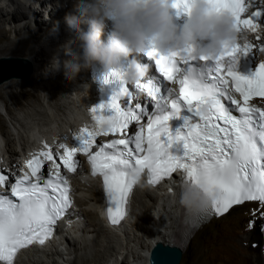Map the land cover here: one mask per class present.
I'll return each mask as SVG.
<instances>
[{
	"label": "bare ground",
	"instance_id": "bare-ground-1",
	"mask_svg": "<svg viewBox=\"0 0 264 264\" xmlns=\"http://www.w3.org/2000/svg\"><path fill=\"white\" fill-rule=\"evenodd\" d=\"M57 3L0 0V58L24 59L30 64L25 77L10 76L0 82V108L8 116L4 122L0 119V175L6 177L21 170L31 173L27 162L34 156L43 161L42 167L46 159L41 152H55L57 147L63 157L61 144L67 150L79 148L76 137L81 129L94 131L90 111L98 86L90 76L92 66L71 81L62 71L44 73L58 46L70 35L63 16L72 0H63L61 8ZM245 4L248 15L260 12L252 17L256 31L246 28L247 39L240 44H251L254 49L264 44V0H245ZM109 29L107 22L101 39H108ZM7 31L14 37L4 40ZM256 57L259 64L264 63V51ZM255 102L264 107L259 98ZM109 136L99 135L95 142ZM74 159L72 223L57 229L58 240L36 250L19 251L13 264H149L152 247L158 241L171 242L181 220L177 177L172 175L156 188L137 185L129 215L113 226L102 212L103 193L97 180L82 175L86 170L82 151ZM259 216H264V205L248 201L233 206L222 217L211 218L190 236L176 264H264V235L255 224ZM252 243H256L254 249Z\"/></svg>",
	"mask_w": 264,
	"mask_h": 264
},
{
	"label": "snow or ice",
	"instance_id": "snow-or-ice-1",
	"mask_svg": "<svg viewBox=\"0 0 264 264\" xmlns=\"http://www.w3.org/2000/svg\"><path fill=\"white\" fill-rule=\"evenodd\" d=\"M208 3L217 12H230L238 29L243 27L256 31L257 25L252 17L259 16L260 12L254 11L242 18V13L246 11L245 0H208ZM173 8L178 14H187L191 10V0H173ZM252 47L245 43L243 47L236 45L226 49L215 57V71L209 73L206 79L194 75L191 67L182 71L176 52L159 55L155 49L147 50V56L154 58L156 69L162 77L179 84V96L172 99L160 96L161 89L154 87L151 81L138 85L152 96L165 100L170 110L149 117L146 135L141 127L134 137L128 136L125 130L133 121L139 123L140 117L132 108L121 107L119 97L127 91L122 86L107 105L100 104L91 109L94 116L97 109L105 106L113 110L112 116L116 122L110 131L82 128L76 137L79 148L67 150L65 145H60L65 149L61 159L69 172L76 171L74 156L77 151L88 154L93 174L98 172L103 177L110 205L107 214L111 223H119L125 214L124 206L134 183L130 173L145 169L148 170L150 183H157L163 177L181 170L186 189L199 185L211 197V207L206 211L191 210L183 215V228L173 234L171 243L161 245L165 251L183 249L203 223L213 217H222L235 205L246 201H258L264 205V107L255 102L256 98L264 101V63L257 66L253 75L244 76L231 67L225 68L221 62L238 50L247 52ZM260 51H264V48ZM110 76L117 78L118 74L112 73ZM229 78L231 88L239 93V99L230 94ZM107 79L108 76H105ZM168 90L172 92L171 88ZM181 102L199 120L193 123L186 117L185 130L177 129L173 134L169 130L168 120L179 114ZM110 132H119L126 138L103 144L95 152L89 151L97 136H107ZM145 141L147 147H144ZM181 143L182 150H169ZM133 144L134 148L130 146ZM40 156L53 159L51 151L41 152ZM42 163L34 156L27 162V167L35 180L26 174L12 186V196L18 197V202L0 194V264H13L18 249L34 241L43 244L51 235L57 219L70 207L69 188L60 175L59 166L55 178L44 180ZM7 179L0 175V185L6 184ZM252 226L250 222L249 229ZM161 264L168 262L161 261Z\"/></svg>",
	"mask_w": 264,
	"mask_h": 264
},
{
	"label": "clouds",
	"instance_id": "clouds-1",
	"mask_svg": "<svg viewBox=\"0 0 264 264\" xmlns=\"http://www.w3.org/2000/svg\"><path fill=\"white\" fill-rule=\"evenodd\" d=\"M63 6V0H58L57 8ZM172 9L173 0H72L71 9L63 16L70 35L58 46L44 73L62 71L71 81L82 69L97 62L102 75L117 73L116 79L135 85L148 71V65L136 59L146 49L157 50L167 44L171 47L165 54L184 48L193 57L214 60L247 39L246 31L237 28L231 13L213 10L208 0H191V10L179 25ZM107 22L110 29L105 41L101 37ZM124 60L127 64L122 63ZM92 119L94 131L100 132L110 131L116 122L112 115L98 114ZM142 172L130 173L133 184L140 183ZM180 202L199 212L211 207V197L199 185L183 190Z\"/></svg>",
	"mask_w": 264,
	"mask_h": 264
},
{
	"label": "water",
	"instance_id": "water-1",
	"mask_svg": "<svg viewBox=\"0 0 264 264\" xmlns=\"http://www.w3.org/2000/svg\"><path fill=\"white\" fill-rule=\"evenodd\" d=\"M30 71V64L24 59L0 58V82L10 76L25 77ZM171 242L158 241L152 247L148 256L149 264H161V261H167L168 264H176L180 258L181 249L172 251L162 250L161 245H167Z\"/></svg>",
	"mask_w": 264,
	"mask_h": 264
},
{
	"label": "rangeland",
	"instance_id": "rangeland-1",
	"mask_svg": "<svg viewBox=\"0 0 264 264\" xmlns=\"http://www.w3.org/2000/svg\"><path fill=\"white\" fill-rule=\"evenodd\" d=\"M31 22H33V21H31ZM36 22L40 23L41 21H37V20H36ZM42 36H43V35H42ZM13 37H14V34H13L12 32L7 31V35H6V37H5L4 40H6V39H12ZM14 59H18V58H14ZM17 96H18V98L21 97L20 95H17ZM0 117H1L0 119H1L3 122H4L5 120H7V118H8L7 114H6L5 112H3L1 108H0ZM260 219H261V216H259L258 218H256V223H255L256 226H257L256 229H257L258 232H260V231H259ZM254 241H258V239H254ZM254 241H253V242H254ZM250 243H251V242H250ZM252 244H254L253 247H252V248L254 249V246H256V245H255L256 243H252Z\"/></svg>",
	"mask_w": 264,
	"mask_h": 264
}]
</instances>
